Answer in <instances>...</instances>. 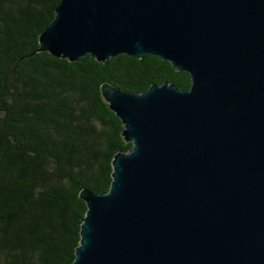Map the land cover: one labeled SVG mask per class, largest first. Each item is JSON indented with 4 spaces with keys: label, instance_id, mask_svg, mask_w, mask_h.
I'll list each match as a JSON object with an SVG mask.
<instances>
[{
    "label": "water",
    "instance_id": "95a60500",
    "mask_svg": "<svg viewBox=\"0 0 264 264\" xmlns=\"http://www.w3.org/2000/svg\"><path fill=\"white\" fill-rule=\"evenodd\" d=\"M38 52L157 56L189 74L101 86L133 148L87 205L73 264H264V0H60Z\"/></svg>",
    "mask_w": 264,
    "mask_h": 264
},
{
    "label": "trees",
    "instance_id": "16d2710c",
    "mask_svg": "<svg viewBox=\"0 0 264 264\" xmlns=\"http://www.w3.org/2000/svg\"><path fill=\"white\" fill-rule=\"evenodd\" d=\"M60 0H0V264H73L87 205L128 153L101 86L141 94L189 74L157 56L70 62L38 52Z\"/></svg>",
    "mask_w": 264,
    "mask_h": 264
}]
</instances>
